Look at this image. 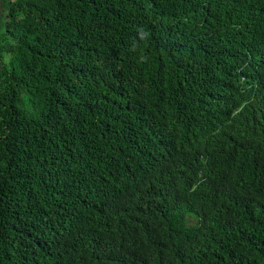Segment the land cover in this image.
<instances>
[{"label":"trees","instance_id":"trees-1","mask_svg":"<svg viewBox=\"0 0 264 264\" xmlns=\"http://www.w3.org/2000/svg\"><path fill=\"white\" fill-rule=\"evenodd\" d=\"M0 264H264V0H0Z\"/></svg>","mask_w":264,"mask_h":264}]
</instances>
